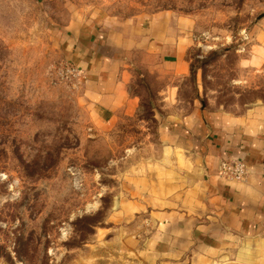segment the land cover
I'll return each instance as SVG.
<instances>
[{"label":"rangeland","instance_id":"obj_1","mask_svg":"<svg viewBox=\"0 0 264 264\" xmlns=\"http://www.w3.org/2000/svg\"><path fill=\"white\" fill-rule=\"evenodd\" d=\"M117 55L132 114L87 99ZM200 105L264 106V0H0V264H141L120 197L158 174L160 121Z\"/></svg>","mask_w":264,"mask_h":264},{"label":"crops","instance_id":"obj_2","mask_svg":"<svg viewBox=\"0 0 264 264\" xmlns=\"http://www.w3.org/2000/svg\"><path fill=\"white\" fill-rule=\"evenodd\" d=\"M158 39L169 42L165 33ZM119 59L106 57L87 76V99L132 114L140 99L129 94ZM177 59L176 74H187ZM159 127L158 174L147 167L119 200L117 222H134L117 230L125 247L141 264H264V106L233 115L200 105ZM238 161L243 176L231 178L223 164Z\"/></svg>","mask_w":264,"mask_h":264},{"label":"built area","instance_id":"obj_3","mask_svg":"<svg viewBox=\"0 0 264 264\" xmlns=\"http://www.w3.org/2000/svg\"><path fill=\"white\" fill-rule=\"evenodd\" d=\"M224 171L229 175L231 178L239 179L243 176L244 172V165L241 162H231L223 164Z\"/></svg>","mask_w":264,"mask_h":264}]
</instances>
